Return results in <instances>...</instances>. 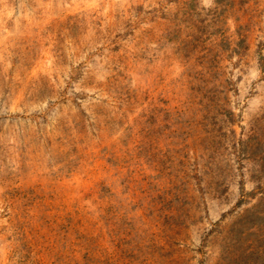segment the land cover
<instances>
[{"label": "rangeland", "instance_id": "1", "mask_svg": "<svg viewBox=\"0 0 264 264\" xmlns=\"http://www.w3.org/2000/svg\"><path fill=\"white\" fill-rule=\"evenodd\" d=\"M0 264H264V0H0Z\"/></svg>", "mask_w": 264, "mask_h": 264}]
</instances>
